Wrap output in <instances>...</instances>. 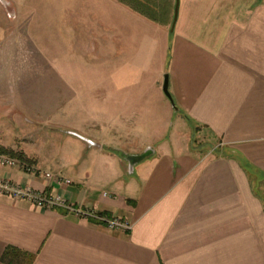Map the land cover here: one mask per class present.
<instances>
[{
    "label": "crops",
    "instance_id": "1",
    "mask_svg": "<svg viewBox=\"0 0 264 264\" xmlns=\"http://www.w3.org/2000/svg\"><path fill=\"white\" fill-rule=\"evenodd\" d=\"M59 1L27 42L0 44V146L29 159L0 152L16 161L0 177L129 227L0 193V255L12 245L31 264H264V0H178L172 29L171 12ZM79 59L88 76L75 77ZM145 148L128 172L125 155Z\"/></svg>",
    "mask_w": 264,
    "mask_h": 264
},
{
    "label": "rangeland",
    "instance_id": "2",
    "mask_svg": "<svg viewBox=\"0 0 264 264\" xmlns=\"http://www.w3.org/2000/svg\"><path fill=\"white\" fill-rule=\"evenodd\" d=\"M79 1L82 2V0ZM122 1L126 2L132 7L138 8L144 14L154 18H164L166 16L168 18V16H170V12L172 14L174 3V0ZM60 3L61 1L56 4L55 0H0V44L6 45L7 43H12L14 36L18 37L19 43H23L24 40L27 42L26 38L24 37V34H26L27 32L25 33L24 30L32 28L35 32H37L39 28L38 24L40 23V15L42 13H48L49 15L53 16V14H55V12L57 11V5H60ZM65 4L69 6L70 2ZM31 16L33 18L32 21L24 20L27 17ZM48 39L51 40L52 43L54 42V37H48ZM79 61L80 63L75 67V77L82 78L88 76L90 67L88 65H85L82 62V59H79ZM61 62L64 66L69 65V63L71 62L69 54L66 51L63 52V59H61ZM75 64L76 60L73 59V68ZM1 70H5V67H3V65L0 66V71ZM193 135V142L196 143L198 141L200 143L202 140V138L200 137V133L195 132L194 130ZM45 139L47 140L48 138L46 137ZM50 139L54 140V137L52 136L50 137ZM68 159L69 157L65 156L62 160L64 161L63 165L65 166V168H69L71 166L70 161L68 162ZM98 182L99 181H94V184L98 186V190H107V187H105L103 184H97Z\"/></svg>",
    "mask_w": 264,
    "mask_h": 264
},
{
    "label": "built area",
    "instance_id": "3",
    "mask_svg": "<svg viewBox=\"0 0 264 264\" xmlns=\"http://www.w3.org/2000/svg\"><path fill=\"white\" fill-rule=\"evenodd\" d=\"M0 164L1 165H15L16 161L13 158L0 155ZM42 176L47 180L54 181L56 183L61 184H69L70 180L60 176H53L47 172H43ZM0 193L9 195L12 198L24 199L30 203H32L36 207H45V208H53V207H61L65 210L73 213H78L81 215H86L90 217H94L97 220L104 222V224L109 228H128L129 225L125 222H122L117 217L106 218L104 216H100L91 210H84L79 208H72L71 205L67 204L66 201L57 194H48L45 192H35L27 186H19L18 184L0 177Z\"/></svg>",
    "mask_w": 264,
    "mask_h": 264
},
{
    "label": "trees",
    "instance_id": "4",
    "mask_svg": "<svg viewBox=\"0 0 264 264\" xmlns=\"http://www.w3.org/2000/svg\"><path fill=\"white\" fill-rule=\"evenodd\" d=\"M0 152H4L7 155L11 157H15L22 162H26V163L29 162V159L25 158L20 151H13L11 149H6L0 146ZM33 258H34L33 253L20 250L12 245L5 246V248L3 249L0 255V261L7 264H31Z\"/></svg>",
    "mask_w": 264,
    "mask_h": 264
},
{
    "label": "water",
    "instance_id": "5",
    "mask_svg": "<svg viewBox=\"0 0 264 264\" xmlns=\"http://www.w3.org/2000/svg\"><path fill=\"white\" fill-rule=\"evenodd\" d=\"M177 7H178V0H174L173 10H172V18H171V23H170V29H172V26H173L174 21L176 19ZM162 77L163 78H162L161 90H162L163 94L167 97V99L169 100L172 109L174 111H176L177 107L173 104V102L171 100V97H170V94L168 93V90H167V78H166V75L164 74ZM150 151L151 150L149 148H145L139 154H136V155H125L124 159L126 161L127 171L130 172L132 170L133 165L136 162H138L139 160H141L142 158H144Z\"/></svg>",
    "mask_w": 264,
    "mask_h": 264
}]
</instances>
